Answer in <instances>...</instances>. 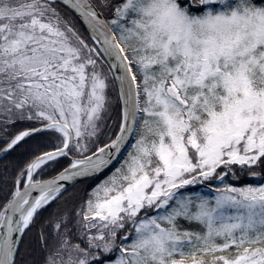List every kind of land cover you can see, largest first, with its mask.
<instances>
[{"label":"snow or ice","instance_id":"6c2138e0","mask_svg":"<svg viewBox=\"0 0 264 264\" xmlns=\"http://www.w3.org/2000/svg\"><path fill=\"white\" fill-rule=\"evenodd\" d=\"M0 264H264V3L0 0Z\"/></svg>","mask_w":264,"mask_h":264},{"label":"trees","instance_id":"16d2710c","mask_svg":"<svg viewBox=\"0 0 264 264\" xmlns=\"http://www.w3.org/2000/svg\"><path fill=\"white\" fill-rule=\"evenodd\" d=\"M258 2H260V3H264V0H258Z\"/></svg>","mask_w":264,"mask_h":264}]
</instances>
